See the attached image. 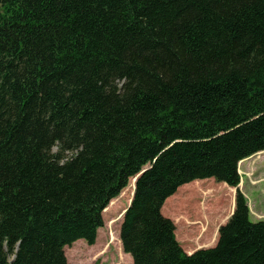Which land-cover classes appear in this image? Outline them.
<instances>
[{
	"label": "trees",
	"instance_id": "1",
	"mask_svg": "<svg viewBox=\"0 0 264 264\" xmlns=\"http://www.w3.org/2000/svg\"><path fill=\"white\" fill-rule=\"evenodd\" d=\"M263 151L264 0H0V264H67L131 179L132 264H264L238 189L190 255L161 214Z\"/></svg>",
	"mask_w": 264,
	"mask_h": 264
},
{
	"label": "rangeland",
	"instance_id": "2",
	"mask_svg": "<svg viewBox=\"0 0 264 264\" xmlns=\"http://www.w3.org/2000/svg\"><path fill=\"white\" fill-rule=\"evenodd\" d=\"M238 173V190L246 200L250 221H264V153L241 162ZM196 182L180 187L161 209L162 216L173 222L176 240L184 252L213 247L218 225L224 224L234 209V188L213 179ZM130 184L131 180L102 214V227L92 246L78 240L64 247L67 264H132L131 257L122 252L119 240L121 211L129 204Z\"/></svg>",
	"mask_w": 264,
	"mask_h": 264
},
{
	"label": "water",
	"instance_id": "3",
	"mask_svg": "<svg viewBox=\"0 0 264 264\" xmlns=\"http://www.w3.org/2000/svg\"><path fill=\"white\" fill-rule=\"evenodd\" d=\"M147 169V167L146 168H144L135 178H134V180H133V182H134V185H135V182H136V180H137V178L145 171Z\"/></svg>",
	"mask_w": 264,
	"mask_h": 264
},
{
	"label": "crops",
	"instance_id": "4",
	"mask_svg": "<svg viewBox=\"0 0 264 264\" xmlns=\"http://www.w3.org/2000/svg\"><path fill=\"white\" fill-rule=\"evenodd\" d=\"M200 182L201 181H205V180H199ZM194 182H196V181H194ZM196 183H199V182H196ZM234 204V203H233ZM221 225V224H220ZM220 225H218V227L220 226ZM218 227H217V229H218ZM176 231V230H175ZM194 250H190V251H185V252H187V254H191L192 252H193Z\"/></svg>",
	"mask_w": 264,
	"mask_h": 264
},
{
	"label": "bare ground",
	"instance_id": "5",
	"mask_svg": "<svg viewBox=\"0 0 264 264\" xmlns=\"http://www.w3.org/2000/svg\"><path fill=\"white\" fill-rule=\"evenodd\" d=\"M259 154H261V153H259ZM258 155V154H257ZM241 163V162H240Z\"/></svg>",
	"mask_w": 264,
	"mask_h": 264
}]
</instances>
